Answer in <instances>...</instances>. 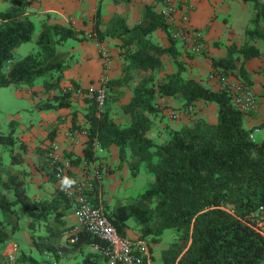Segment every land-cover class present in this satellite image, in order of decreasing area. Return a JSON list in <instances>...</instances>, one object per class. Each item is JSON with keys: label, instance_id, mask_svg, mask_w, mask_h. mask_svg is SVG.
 Returning <instances> with one entry per match:
<instances>
[{"label": "trees", "instance_id": "trees-1", "mask_svg": "<svg viewBox=\"0 0 264 264\" xmlns=\"http://www.w3.org/2000/svg\"><path fill=\"white\" fill-rule=\"evenodd\" d=\"M245 1L255 11L252 24L245 28L246 39L240 44H227L225 56L212 58L213 69L222 67L244 81L245 60L261 53L252 39L264 40V0ZM35 25L25 0H12L0 9V86L32 85L44 75L48 76L44 78L45 86L58 85L59 72L68 67L62 45L78 31L55 20H40L35 37L37 49L14 58L15 47L32 38ZM158 27L172 39L165 14L153 4H144L141 19L133 25L115 13L104 30L95 29L98 40L106 35L120 39L123 73L107 79L102 108H98L94 95L90 98L83 159L96 158L92 143L96 138L104 148L118 146V166L125 162L134 175L142 168L151 174L143 188L127 199L113 205L102 201L104 211L120 234H126L129 220H133L138 236L149 237L150 242L158 241L164 229L175 228L173 239L160 250L161 264H264V234L253 226L252 216L264 204V137L257 140L251 136L254 128L243 124L244 111L226 87L213 88L193 77H184L180 67L165 71L161 78L157 76V71L163 69V53L172 51V45L150 39ZM133 68L139 69V76L130 86L129 100L121 104L127 117L117 122L111 115L109 98L116 85L128 81ZM71 92L68 88L60 90L51 99L39 100L37 107L68 105ZM163 95L179 98L182 105L199 99L214 102L216 120L197 116L190 123L170 127L162 139H155L148 130L153 125L152 115L160 110L156 99ZM17 136L14 120L7 132L0 130V264H47L40 253L57 254L58 249H64V211L74 205V199L58 189L50 198H36L28 192L23 173L13 167L21 160V151L28 148ZM46 169L54 179L48 158ZM88 196L93 204L98 203L96 181L88 189ZM24 211L30 231H35L31 240L38 254L31 247L30 251L22 247L19 250L16 242L14 258H9L4 244L18 228ZM38 229L44 232L37 233ZM82 240L103 244L84 230L76 241L68 243L76 246ZM150 245L148 256L153 260ZM95 255L94 260L85 256L78 264H102L104 255ZM147 258L144 254L140 264H148Z\"/></svg>", "mask_w": 264, "mask_h": 264}, {"label": "crops", "instance_id": "crops-1", "mask_svg": "<svg viewBox=\"0 0 264 264\" xmlns=\"http://www.w3.org/2000/svg\"><path fill=\"white\" fill-rule=\"evenodd\" d=\"M31 18L38 25L40 20L58 21L71 26L77 30L76 36L72 37L70 44L65 41L62 45L68 67L59 72L58 85L49 87L44 85V78L28 85L26 93L33 96V106L39 114V122H32L28 125L20 123L23 131L21 139L28 144L25 151H21L22 158L13 167L23 173L28 191L36 198H50L57 188L55 179L50 178L46 171V150L51 141L59 144L60 154L63 157L75 158L72 162L71 172L79 177L84 176L83 167L91 172L98 167L101 176L99 184V202L106 201L113 205L117 200H125L136 192L132 185L141 175L132 174L125 162L118 166V146L111 144L107 148L95 150L96 158L91 160L83 159L84 146L87 140L88 125L87 110L94 88L98 84V78L103 71V61L100 56L98 40L90 36L95 29L104 30L109 19L120 13L124 16L129 25H133L142 17L144 4H153L156 10L163 9L165 4L162 0H25ZM219 0H171L173 10L169 17L170 27L186 25L202 30L206 48L202 52L192 50L189 41L183 38L170 39L161 28H156L150 34V39L162 45H172V51L162 55L163 69L157 71H175L179 67L184 77H193L205 85L213 88H221L223 81H219L218 67L213 69L212 58L225 56L227 44L236 42L242 43L246 39L245 28L248 26L255 11L252 4L245 0H222L226 1V10H216L214 6ZM12 0H0V9L10 5ZM216 10V12L213 11ZM228 9V10H227ZM229 11L234 19L229 17L220 18V14ZM99 13V14H98ZM187 14L188 19H182ZM261 50L256 56L245 60L247 76L242 78L232 77L245 82L256 94L257 107L252 111H244L243 124L246 127H253L252 137L259 140L264 137V40L252 39ZM102 42L109 54L111 62L107 69V79L122 75L123 57L120 53V39L116 36L106 35ZM204 51V52H203ZM220 71V70H219ZM223 72L225 70H222ZM139 69H132V76L128 81L116 85L111 99V115L117 122L125 121L127 115L121 104L127 102L131 95L130 86L137 81ZM58 73H54L53 78ZM135 79L133 80V76ZM230 78V77H229ZM107 81V80H106ZM76 85V86H75ZM121 87V88H120ZM130 91L126 95L125 88ZM65 88L71 89L68 98V105L57 108H38L39 100L51 99V96ZM117 91H119L117 95ZM160 106L157 114H153V125L148 134L155 139H162L166 136L170 127H177L181 124L190 123L194 117L201 116L209 121H215L217 117V106L214 102L197 100L189 112H182L178 118H171L168 114L171 109L182 110L179 98L173 95H163L156 99ZM78 157V158H77ZM129 169V171L126 170ZM145 171L143 168L141 169ZM145 174V173H144ZM143 174V175H144ZM139 175V176H137ZM139 177V178H138ZM145 182V181H143ZM138 191V189H137ZM58 210H64L59 207ZM64 229L61 234V243L64 249H58L57 254L42 252L40 257L47 264H78L85 256L91 259L97 258L96 253L100 252L96 242L82 240L78 245L71 246L67 241L69 229L75 224V205L64 211ZM41 232H44L42 230ZM126 234L137 236L138 231L133 220H129ZM174 232L172 233L173 237ZM151 241L150 246L154 259L150 260L147 253L148 264H161L159 259L160 250L169 243ZM32 252L36 249L30 242ZM46 257V258H45ZM48 258V259H47ZM99 259V258H98ZM103 261V260H102ZM104 262V261H103Z\"/></svg>", "mask_w": 264, "mask_h": 264}, {"label": "built area", "instance_id": "built-area-1", "mask_svg": "<svg viewBox=\"0 0 264 264\" xmlns=\"http://www.w3.org/2000/svg\"><path fill=\"white\" fill-rule=\"evenodd\" d=\"M162 1L165 6L159 11L163 12L169 21L174 8L173 4L170 3L171 0ZM182 19L186 22L188 19L187 14H183ZM89 35L98 40L95 30L91 31ZM170 35L172 38H183L189 41L192 50L195 52H200L206 48L203 32L199 28L186 25H172L170 27ZM98 45L103 61V71L98 78V84L94 88L93 95L100 109L106 100L107 69L111 59L106 46L100 40H98ZM221 78L223 81L222 87H226L231 92L234 102L243 111H252L257 107L256 94L245 82L231 77L222 76ZM192 108L193 105L188 104L182 110L171 109L168 114L171 118H178L182 112H189ZM92 143L94 150L102 149L96 138ZM46 155L58 190L74 199L76 221L68 231L67 241L70 243L76 241L80 231L84 230L103 241V244L96 242L100 252L105 257L102 264H140L143 255L149 254V237L120 234L107 217L103 205L99 201L97 204H93L90 201L88 189L100 178V169L95 167L93 168V172H91L87 167H83V177L73 174L71 172V158L61 156L59 144L56 141L50 142ZM252 216L254 220L253 226L264 234V204H260L252 213ZM16 249L17 245L14 243L9 252L11 258H14Z\"/></svg>", "mask_w": 264, "mask_h": 264}, {"label": "rangeland", "instance_id": "rangeland-1", "mask_svg": "<svg viewBox=\"0 0 264 264\" xmlns=\"http://www.w3.org/2000/svg\"><path fill=\"white\" fill-rule=\"evenodd\" d=\"M261 1H263V0H261ZM212 7H214L216 10H219V9H222V10L225 9L226 10V8L228 7V4L226 3V1L219 0ZM215 9H213L214 12H216ZM228 9H229V7H228ZM232 13H233V11H232ZM232 13H229V11H226L225 13L220 14V18L222 19L223 17H229V19L233 20L234 17H233ZM251 24L252 23H250L249 25H251ZM37 26L38 25L36 24L35 28L32 32V38L30 40H26V41L20 43L19 45H17L15 47L14 58L20 57V56L24 55L25 53H28L30 51H34L37 49V45L35 42V37L39 31ZM72 39H73L72 37L68 38L67 42L70 44ZM219 70L217 72L219 81H222V78H221L222 76L223 77H231V78L232 77H238L241 79V77L235 76L233 73L225 72V71L223 72L222 69H220V68H219ZM156 74L159 78H161L163 76L162 72H157ZM135 76H137V75L134 74L133 80L135 79ZM46 77H48V76H45V75L39 76L36 80L41 81L43 78H46ZM27 87H28V84H25V83H22L19 85L9 84L6 86H0V130L3 132H7L9 127H10V121L14 120L15 126H16V134H18V136H17L18 138H21V135L23 132L20 129V123H24L25 125H28L30 123V121L36 122V123L39 122L38 111L33 106V96H31L30 94L28 95L26 93ZM127 88L128 87H126L125 90H126V95L128 96L130 91ZM118 93H119V91H117V95H118ZM263 135H264V130H263ZM5 156H6V158H5L4 162L7 163V160L9 159V155L7 154V151H6ZM126 170L129 171L128 168H126ZM139 175H141V177L140 178L138 177L139 179H136V181L132 185L134 188H136L135 193H137L140 189L143 188V186L145 185V182H143V181H145L148 177L151 176L150 173L143 171V170L139 171ZM139 175H137V176H139ZM137 189H138V191H137ZM27 190H28V187H27ZM135 193H133V194H135ZM28 220H29V217L25 211L20 213L18 228L14 232H12L11 237L4 244V252L6 255H8V257H9V252L11 251L14 243H16V242L18 244L19 250L22 247L26 251H30V247H31L30 242H32L31 236L35 234V231H30V228L28 226ZM41 231H42V229L36 230L37 233H39ZM173 232H174V234L176 232L175 228H173V227H168V228L164 229L162 234H161V237H162L161 241H167L169 243L173 239V237H172ZM174 234H173V236H174ZM33 253L35 255L38 254L37 250H35V249H34ZM11 260H14V259H11ZM11 264H16V263L12 261ZM151 264H153V263H151Z\"/></svg>", "mask_w": 264, "mask_h": 264}]
</instances>
